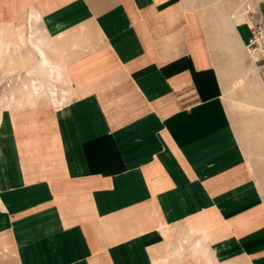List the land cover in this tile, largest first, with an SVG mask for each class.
Here are the masks:
<instances>
[{
  "label": "crops",
  "instance_id": "0c3cea01",
  "mask_svg": "<svg viewBox=\"0 0 264 264\" xmlns=\"http://www.w3.org/2000/svg\"><path fill=\"white\" fill-rule=\"evenodd\" d=\"M214 2L0 0V81L65 75L0 105V264H264V110L246 143L226 100L264 0Z\"/></svg>",
  "mask_w": 264,
  "mask_h": 264
},
{
  "label": "rangeland",
  "instance_id": "374dc122",
  "mask_svg": "<svg viewBox=\"0 0 264 264\" xmlns=\"http://www.w3.org/2000/svg\"><path fill=\"white\" fill-rule=\"evenodd\" d=\"M211 1L213 3L209 4L208 6L210 7V9H212V11H217V7H219V10H220V7L222 8L221 4H220V6H218L217 3L214 2L215 0H211ZM193 2H194V4H195V2H197L198 5H202V2H204V0H193ZM226 6L227 5H225V7ZM224 12L226 13V10H224ZM223 15H224V13H223ZM223 20L225 21V18ZM30 36H32V34ZM33 39H34L35 43L37 44V46H39L40 48L43 49L42 40L34 38V37H33ZM26 44H28L31 47V45L29 44L28 37H26L23 34L22 38L20 40H18V45L20 47V46H24ZM31 49L33 50V52H29V55L27 58H28V64L31 62L33 64V67L27 71V73H28L27 79H29V78L33 79L37 83V87L40 90L39 91L40 92L39 98L37 96H31L29 93H20L18 91V89L22 85V82L25 80V73L23 75H21L20 73H17V75H15V77H12V76L10 77V75H12V73H14L15 70L5 69V71L2 75L3 78L0 81V105L5 103L4 105L7 106L8 105V98H9L10 100L12 99L13 101L16 100L20 107H24L27 105L32 107V106H35V104L40 103V102H48L50 105H53V103H58V107L61 106V103L64 100H62V98H60V99L58 98L57 90H56V88H57L56 84L60 83V82H64V76L65 75L63 74V76H62L61 68L55 66V71H56L55 81H51L50 79H48L47 72H45V71L43 72L41 70L37 49L32 48V47H31ZM9 57L11 60L14 61V59H12L11 56H9ZM9 57L3 56L1 58L4 59V58H9ZM13 61H11V63H13ZM2 63H4V61ZM24 64H25V60L23 58L22 66ZM51 64H52V62H51ZM249 72H250V75L248 77L249 79H245L246 82H247V80H249V82H252V78H254V75H256L255 73H253V70H250ZM256 78L257 77H255V79ZM257 82H259V80H257ZM231 86H233V89H236L237 84L235 82H233L231 84ZM238 86H241L242 90L240 89L238 91V93H236L232 89V91H229V93L227 94L226 100H227L229 109L231 111L233 123H234L235 129L238 133L239 138L243 142L249 143L250 137L252 136V124H254V122L256 121L257 118H259V119L261 118V116H259L258 113H261L264 110V107H263L264 106V97L261 95L262 93H264V89L261 90L262 93L251 92V90H249L246 87V83L243 81L240 84H238ZM12 96H14V97L12 98ZM40 97H44L45 99L41 101ZM62 97H64V95ZM239 100H242V101L245 100L249 106L248 107L240 106L238 104ZM185 243L187 244L186 239H184L182 243H179L182 245L181 252H180L181 256L178 255V253H176V255L179 259L184 258L183 252H184V248H185L184 247ZM192 246H191V248H192ZM201 248H202V245H201ZM201 248L198 250V252H195V254L192 250V253H191L192 258L195 259L197 261V263H199V264H204L205 261L212 264L211 262L208 261L209 259L206 257V253H201V250H202ZM194 256H196V257L194 258Z\"/></svg>",
  "mask_w": 264,
  "mask_h": 264
},
{
  "label": "built area",
  "instance_id": "2783aa9c",
  "mask_svg": "<svg viewBox=\"0 0 264 264\" xmlns=\"http://www.w3.org/2000/svg\"><path fill=\"white\" fill-rule=\"evenodd\" d=\"M245 12V24L250 32L245 53L253 73L264 83V13L256 12L249 4L245 5Z\"/></svg>",
  "mask_w": 264,
  "mask_h": 264
},
{
  "label": "bare ground",
  "instance_id": "6f19581e",
  "mask_svg": "<svg viewBox=\"0 0 264 264\" xmlns=\"http://www.w3.org/2000/svg\"><path fill=\"white\" fill-rule=\"evenodd\" d=\"M22 38V35H19L18 36V40H20ZM9 51H10V49H8ZM10 52H12V51H10ZM10 54H12V53H10ZM249 75H250V72H249ZM255 77H257L256 79L257 80H259V81H261L260 79H259V77L257 76V75H254V78L253 79H255ZM262 82V81H261ZM18 91L20 92V93H29L31 96H37V97H39L40 96V90L38 89V87H37V83L35 82V80H33V79H25L23 82H22V85H21V87L18 89ZM14 96H12V98H13ZM56 104V103H55Z\"/></svg>",
  "mask_w": 264,
  "mask_h": 264
}]
</instances>
